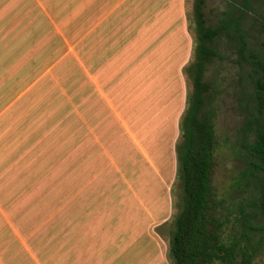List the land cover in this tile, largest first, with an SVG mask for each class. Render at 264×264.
<instances>
[{"label":"crops","instance_id":"0c3cea01","mask_svg":"<svg viewBox=\"0 0 264 264\" xmlns=\"http://www.w3.org/2000/svg\"><path fill=\"white\" fill-rule=\"evenodd\" d=\"M185 4L0 0V236L5 204H42L27 213L44 220L37 264H170L172 200L163 192L171 195L175 180L194 47ZM42 122L54 128L37 129ZM42 131L36 153L29 142ZM133 168L145 179L157 174L165 203L151 208L144 233L140 203L132 210L120 188ZM12 188L28 191L8 203Z\"/></svg>","mask_w":264,"mask_h":264},{"label":"trees","instance_id":"16d2710c","mask_svg":"<svg viewBox=\"0 0 264 264\" xmlns=\"http://www.w3.org/2000/svg\"><path fill=\"white\" fill-rule=\"evenodd\" d=\"M226 2L227 8L215 26L206 25V0L193 2L196 39L193 59L184 69L192 91L186 96L175 147V180L182 194L170 229V264H255L264 257V36L261 50L247 52L239 26L244 12H249V0ZM261 5L264 7V0ZM258 17L264 35V12ZM222 36L241 41L239 52L256 76V114L244 124L245 166L234 179L228 199L218 196L212 185L217 145L215 111L209 107V85L203 81L206 67L218 57L214 42Z\"/></svg>","mask_w":264,"mask_h":264},{"label":"rangeland","instance_id":"374dc122","mask_svg":"<svg viewBox=\"0 0 264 264\" xmlns=\"http://www.w3.org/2000/svg\"><path fill=\"white\" fill-rule=\"evenodd\" d=\"M194 0H186V18L189 24V30L195 41V25L192 16ZM242 0H237L240 4ZM227 8L226 0H206L205 7L203 9L206 25L215 26L218 24L219 19L222 18V13ZM264 12V7L261 5V0H249V12H244V17L240 22V29L244 35L245 49L247 52L251 50L259 51L260 43L263 39V33L260 32L259 14ZM256 19V20H254ZM195 43V42H194ZM240 40L235 39V41H229L224 36L218 37L214 42L215 50L218 54L217 58L206 67L204 72L203 81L209 85L208 95L210 97L209 107H212L215 111V130L217 137V145L214 154V166L212 170V185L218 196L224 199H228L229 190L235 178H237L239 172L245 166V150L243 147L244 139V124L247 119L251 118L256 114L254 110V91H253V80L255 75L252 71L251 66L243 61L242 54L239 52ZM194 49V47H193ZM193 59V55L189 62ZM188 62V63H189ZM187 63V64H188ZM184 78L186 84V93L192 91V84L189 75L184 71ZM187 96V95H186ZM185 110V109H184ZM45 110L41 111L43 114ZM50 113L60 114L61 110L58 108H52ZM59 114V115H60ZM74 117V114H73ZM44 122L37 125V129L46 127L47 129L54 128L53 124L43 126ZM45 130V132L47 131ZM179 131V127H178ZM42 133L35 132V138H31L29 142V148L36 153L43 150L44 140L42 139ZM246 137H249L248 135ZM249 141V138H248ZM54 143H58L53 141ZM179 142V136L176 144ZM50 143V142H48ZM52 143V142H51ZM175 144V147H176ZM27 149V148H26ZM176 155V152H175ZM36 157V155H35ZM130 158V163L134 164V160ZM137 160L139 158L137 157ZM176 169H177V158L175 156ZM131 173V172H130ZM17 174V173H16ZM14 174V176L16 175ZM151 177L145 179L143 174L136 172L135 168L130 176L131 185H126L120 188H126V195L123 196L127 203H131V208L134 210L141 207V229L142 233L147 229V225L151 224L149 221V214L151 208H155L156 212L162 208L166 202V198L172 200L171 213L168 219L167 227H165V232H167V237L169 240L170 229L173 227L174 217L180 210V197L182 191L178 185V182L174 180L171 195L170 192L165 194L163 192L164 201L162 198V191L160 190L158 184L159 181L157 174L154 172L149 173ZM126 175V174H125ZM176 176V170H175ZM39 175L36 180H38ZM129 178V175L127 174ZM176 179V178H175ZM129 181V179H126ZM147 183V185H146ZM154 185V186H153ZM158 186V187H157ZM119 188V189H120ZM22 191L27 192L28 190L13 189L7 194V201H11L14 197H23ZM35 191L31 189L34 195L30 197H35ZM42 191L40 195H42ZM6 195V194H5ZM27 194H25L26 196ZM54 195V194H53ZM172 197V199H171ZM1 198V196H0ZM40 198V197H39ZM25 203L12 206L11 204H5L4 207V233L8 234L0 236V264H37L34 259L36 254L37 259L43 262L42 254L40 250L43 248L42 242H44L45 233L43 231V216L36 215L32 220L28 219L27 213L28 208L31 207L33 213H37V209L43 208V205L27 206V198ZM38 200H36L37 202ZM30 202V201H29ZM31 203V202H30ZM56 207L52 206V210ZM128 207V205H126ZM144 207H146V212ZM35 208V209H33ZM2 213V206L0 207ZM51 213V212H50ZM54 214V212H52ZM135 214V213H134ZM148 219V220H147ZM147 220V221H146ZM137 222L133 218V223ZM30 226L28 234L25 236L22 232V227ZM9 230V231H8ZM148 227V247H151L150 238H154V235L149 232ZM18 233H21V238H18ZM38 235L36 238L35 236ZM35 238V239H34ZM39 247L40 250L37 249ZM36 249V250H35ZM152 256V252H148V259ZM169 260V258H168ZM170 261V260H169ZM41 262H38L40 264ZM151 259L148 264H151ZM255 264H264V257H259Z\"/></svg>","mask_w":264,"mask_h":264}]
</instances>
